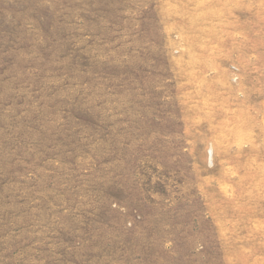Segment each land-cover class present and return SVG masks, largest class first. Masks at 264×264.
Returning <instances> with one entry per match:
<instances>
[{"label": "rangeland", "instance_id": "obj_1", "mask_svg": "<svg viewBox=\"0 0 264 264\" xmlns=\"http://www.w3.org/2000/svg\"><path fill=\"white\" fill-rule=\"evenodd\" d=\"M0 264H264V0H0Z\"/></svg>", "mask_w": 264, "mask_h": 264}]
</instances>
